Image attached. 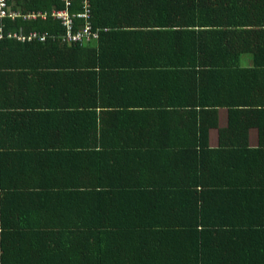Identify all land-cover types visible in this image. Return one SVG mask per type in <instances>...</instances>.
<instances>
[{
  "label": "crops",
  "instance_id": "obj_1",
  "mask_svg": "<svg viewBox=\"0 0 264 264\" xmlns=\"http://www.w3.org/2000/svg\"><path fill=\"white\" fill-rule=\"evenodd\" d=\"M206 1L92 0L98 38L35 55L39 94L0 96V161L38 185L48 220L134 232L150 264H264V62L238 45L249 27L226 26L241 21L192 16ZM213 32L248 40L196 79ZM251 192L262 220L238 206Z\"/></svg>",
  "mask_w": 264,
  "mask_h": 264
},
{
  "label": "trees",
  "instance_id": "obj_2",
  "mask_svg": "<svg viewBox=\"0 0 264 264\" xmlns=\"http://www.w3.org/2000/svg\"><path fill=\"white\" fill-rule=\"evenodd\" d=\"M88 1L90 11H92V0ZM14 2L15 4H12L10 9L16 12L17 16L15 15L16 17L13 19H0V28L2 29V37L0 38V96L35 95L39 92L34 89L35 87L39 89V80L37 78L28 80L30 77H34L33 74L37 70H40L38 69L39 66L36 68L31 66L36 60L38 61V57L35 55L54 53L56 50L59 52L60 49H66L65 53L70 50L78 51L86 43L68 44L62 40L63 28L59 21L51 18L48 14L45 19L24 18L31 13H48L51 9L62 10L64 6L59 0H14ZM206 2L199 5L197 9L189 4L190 11L195 12L193 17L194 15L200 16L202 13L207 17L232 16L241 22L226 26L249 27L250 36L248 37L249 40L242 36L228 38V36H221V32H213V36L209 38V44L201 51V55L190 57L189 68L194 77L196 79L205 78L216 70L214 61L221 58V49L227 52L231 51V55H235L234 46L231 44L237 40H248L246 43L238 44L241 50L254 55L258 63L264 62V0H207ZM67 11L70 13L80 11L78 0H71ZM91 16H93L92 12ZM78 25L79 23L75 22V28ZM91 25L94 28L92 21ZM212 26L218 27L219 24ZM13 32L23 34L45 32L55 36L54 39L47 38L43 42L37 40L19 42L6 37L7 33ZM11 76L16 77V82L13 81V85L8 84V81L12 79ZM21 77H26L27 82H22ZM237 150L241 152L242 146H238ZM3 162L0 161V264L151 263L152 249L140 240L134 232L129 233L130 235H118L116 232L107 231L103 235L98 236L97 234L95 236L91 234V231L86 232L79 229L83 226L82 222L62 224L56 216L48 220L44 216V206H46L47 199H42V195L35 191L38 190V185H35L32 191L27 189L29 184L24 182L21 171L5 161ZM255 170H259V168ZM263 170L264 167L262 166L260 171ZM24 192L28 193V197H24ZM258 204L257 196L253 192L247 197L245 194L241 195L238 201V206L243 208L247 214L251 211L257 214L260 210ZM171 208L166 207L162 211L166 213L165 216L168 215ZM200 213V210L194 208L187 218L201 219ZM258 216L257 214L253 217L262 220V217L258 218ZM23 223H25L24 226ZM27 225L30 229L28 231L25 230ZM71 225H75L73 230L68 229ZM256 235L259 239V246H264V232H257Z\"/></svg>",
  "mask_w": 264,
  "mask_h": 264
},
{
  "label": "built area",
  "instance_id": "obj_3",
  "mask_svg": "<svg viewBox=\"0 0 264 264\" xmlns=\"http://www.w3.org/2000/svg\"><path fill=\"white\" fill-rule=\"evenodd\" d=\"M63 3V9L57 10L52 9L48 12V15L51 18L59 21L61 27L64 30L62 35V40H65L68 44H77V43H86L88 44L91 41H95L98 38L99 30L96 28H92L91 25V11L90 5L88 0H78L80 4V11L76 13H70L67 11V7L70 5L71 0H59ZM14 0H0V19L2 18H9L13 19L17 15L13 10L10 9L11 5L13 4ZM16 15V16H15ZM47 13H31L24 16L25 19H45ZM75 22H78L79 25L75 28ZM2 29L0 28V38L2 37L1 34ZM55 35L43 33H36V32H28L23 34L21 32H13L7 33L6 37L13 38L19 42H30L32 40H37L38 42H43L47 38L54 39Z\"/></svg>",
  "mask_w": 264,
  "mask_h": 264
},
{
  "label": "bare ground",
  "instance_id": "obj_4",
  "mask_svg": "<svg viewBox=\"0 0 264 264\" xmlns=\"http://www.w3.org/2000/svg\"><path fill=\"white\" fill-rule=\"evenodd\" d=\"M16 13V12H15Z\"/></svg>",
  "mask_w": 264,
  "mask_h": 264
}]
</instances>
